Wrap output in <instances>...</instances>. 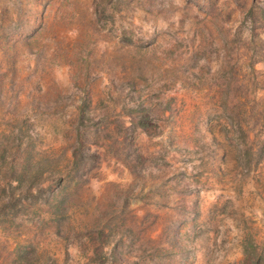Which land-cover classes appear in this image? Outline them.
<instances>
[{
  "label": "rangeland",
  "instance_id": "obj_1",
  "mask_svg": "<svg viewBox=\"0 0 264 264\" xmlns=\"http://www.w3.org/2000/svg\"><path fill=\"white\" fill-rule=\"evenodd\" d=\"M253 249L264 0H0V264Z\"/></svg>",
  "mask_w": 264,
  "mask_h": 264
},
{
  "label": "trees",
  "instance_id": "obj_2",
  "mask_svg": "<svg viewBox=\"0 0 264 264\" xmlns=\"http://www.w3.org/2000/svg\"><path fill=\"white\" fill-rule=\"evenodd\" d=\"M143 121H145V120H141V123H143ZM79 159H80V157H77L76 155L73 156V162L74 163H77ZM256 251H257L256 249H255V251H254V249L251 251L245 250V259L249 261L248 262L249 264H263L262 263L263 262L262 261L263 256L256 253Z\"/></svg>",
  "mask_w": 264,
  "mask_h": 264
}]
</instances>
